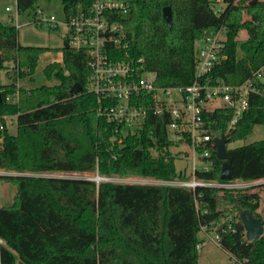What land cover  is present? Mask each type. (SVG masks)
Segmentation results:
<instances>
[{
	"label": "trees",
	"instance_id": "trees-1",
	"mask_svg": "<svg viewBox=\"0 0 264 264\" xmlns=\"http://www.w3.org/2000/svg\"><path fill=\"white\" fill-rule=\"evenodd\" d=\"M38 1L15 0L18 13ZM221 1L224 7L215 13L214 0H129L121 20L127 50L143 57L145 68L156 74V86L191 84L195 41L220 29L226 36V58L213 65L212 79L238 84L264 63V0L244 5ZM90 2L61 0L66 15L79 7L85 10ZM164 6L171 9L170 26L163 18ZM240 29L246 30L243 41L236 36ZM17 33L16 25L0 23V70L13 63V81L0 85V116L16 115L17 128L15 134L0 129V169L18 172L0 175L16 189L13 202L0 207V264H198L202 225L219 233L218 245L236 264H264V233L247 241L239 218L246 209L264 226V207L258 209L260 195L252 190L257 185L243 190L197 186L191 191L169 184L32 174L58 170L106 178L183 176L169 149L166 115L149 111L139 133L125 134L119 142L113 138L115 126L97 109L105 102L85 89L88 57L66 40L56 48L61 62L42 69L53 84L15 89L18 78L34 80L39 56L47 50L20 44ZM74 83L81 90L71 95ZM15 91L17 102L11 98ZM248 105L230 129L233 109L204 111L207 128L214 136L226 133L229 142L246 138L256 124L264 123V97L251 92ZM210 158L212 169L197 171V176L221 182L264 178V140L227 148L231 179L219 175L223 160L214 153ZM226 213L232 218L226 219Z\"/></svg>",
	"mask_w": 264,
	"mask_h": 264
},
{
	"label": "built area",
	"instance_id": "built-area-1",
	"mask_svg": "<svg viewBox=\"0 0 264 264\" xmlns=\"http://www.w3.org/2000/svg\"><path fill=\"white\" fill-rule=\"evenodd\" d=\"M89 4L85 10L79 7L76 13L65 14L62 22L54 15H46L41 7H36L32 21L50 28L62 24L65 31L63 39L68 46L85 51L89 69L85 89L94 92L105 102L97 109L107 122L115 126L113 138L119 142L125 134L139 133L149 111L157 116L166 115L167 137L172 142L170 147L178 143L185 145L189 166L185 167L187 172L183 176L163 181L191 191L197 186L240 190L249 188L251 184L244 180L221 182L196 175L197 171H209L213 166L210 156L215 148L212 141L214 135L207 128L203 112L231 108L234 113L228 128L233 127L247 110L251 92L264 97V63L238 84L228 85L222 80L212 79L211 68L226 58L223 52L225 40L218 35V31L195 41V78L191 84L156 86V74L145 68L143 57L131 56L127 50L128 41L121 20L129 11V0H91ZM6 10H11V7H6ZM221 10L220 6L213 4L215 13ZM149 96L151 99L147 103ZM8 115L0 116V129L6 127ZM195 207L202 211L198 202H195ZM231 218V214L226 213V219ZM201 231L204 237L219 244L220 236L216 230L212 235L202 225ZM202 242L199 240L197 246L201 247Z\"/></svg>",
	"mask_w": 264,
	"mask_h": 264
},
{
	"label": "rangeland",
	"instance_id": "rangeland-1",
	"mask_svg": "<svg viewBox=\"0 0 264 264\" xmlns=\"http://www.w3.org/2000/svg\"><path fill=\"white\" fill-rule=\"evenodd\" d=\"M242 3L250 2L254 0H239ZM216 6H220L221 8L224 7L223 1L221 2H214ZM6 7H11V10H6ZM36 7H41L46 15H54L55 18L62 22L65 18V12L63 9V5L61 3V0H40L35 5L34 8H30L22 13H18L17 6L15 0H0V23H11L17 26L18 33H17V41L20 42L22 45L27 46H41L46 47L47 50L43 52L39 56V61L37 63V66L35 68L34 73L32 74L34 80H30V76H27L25 78H18L15 82V89H18L21 87H33L37 86L39 84L45 83V84H53L55 80H47L46 77L42 73L43 67L54 60L61 62V53L56 48H60L63 45V36H64V27L62 24H60L57 28H50L45 25H39L37 23H34L32 21L33 13ZM246 17L245 12L242 15V18L244 19ZM219 36L226 40L225 32L223 29L218 30ZM218 31H216L213 34H216ZM237 39L239 41H243L246 37V30L240 29L237 33ZM239 55L241 54L238 51ZM13 71V63L7 62L6 68H2L0 70V85L5 83H10L13 81V78L11 76V73ZM13 101H18V93L17 91L12 94ZM6 121V128L9 133L15 134L16 133V115L9 114ZM254 140H264V123L263 124H256L252 132L247 135L244 139H236L233 141H230L227 143L226 147H237L242 146L245 144H248L249 142H252ZM1 141V137H0ZM187 147L182 144H177L175 146L170 147V150L173 154H176V170L178 171L180 169L181 172L186 173V168L189 166V159H187L188 153L184 150H186ZM154 153V152H153ZM155 154V153H154ZM188 169V168H187ZM23 173L29 174L30 172L25 171ZM16 175L18 172L8 169H0V175ZM34 175H46V176H64V177H78V178H85V179H95L97 182L104 181L106 177L99 176L96 172H80V171H74V172H65V171H54V172H39V173H32ZM97 177H103V178H97ZM112 180L114 182L119 183H150V184H167V182L163 181L162 179H152L150 177H140V176H134L129 175L126 177H118V176H111L108 178L107 181ZM106 181V180H105ZM257 192L260 195V205L259 208L264 207V183L257 184ZM15 185L9 181H3L0 180V205L5 206L9 205L14 200V194H15ZM214 228L211 229L212 235H214ZM198 237L203 238L204 232L200 231L198 232ZM202 246L198 248V264H236L234 262V259L230 257L226 253L224 249H222L219 245L213 242L212 239L204 237V240L201 244Z\"/></svg>",
	"mask_w": 264,
	"mask_h": 264
},
{
	"label": "water",
	"instance_id": "water-1",
	"mask_svg": "<svg viewBox=\"0 0 264 264\" xmlns=\"http://www.w3.org/2000/svg\"><path fill=\"white\" fill-rule=\"evenodd\" d=\"M255 1V0H254ZM163 18L167 21L169 26L171 25V9L169 6H164L162 9ZM264 32V26H263ZM81 90V86L78 83H74L69 89L70 94H77ZM214 151L216 158L223 160L222 166L220 169V177L222 179H231L232 175L230 173V165L227 161V143L228 137L226 133H221L218 136H214ZM103 178V177H97ZM106 181L108 178H104ZM239 218L241 220L242 226L244 227L245 238L247 241L256 239L264 233V226L261 224V221L258 217H255L250 211L243 209L240 211Z\"/></svg>",
	"mask_w": 264,
	"mask_h": 264
},
{
	"label": "crops",
	"instance_id": "crops-1",
	"mask_svg": "<svg viewBox=\"0 0 264 264\" xmlns=\"http://www.w3.org/2000/svg\"><path fill=\"white\" fill-rule=\"evenodd\" d=\"M240 4H242V5H244V4H247V3H250V2H245L244 1V3H242L241 1H239V0H237ZM180 170V169H179ZM178 170V171H179ZM150 178H152V177H150ZM152 179H155V178H152ZM238 180H241V179H238ZM245 182H249L251 185H257V184H261V183H264V178H260V179H256V180H248V181H245ZM253 191H256L257 190V187H255V188H253L252 189ZM0 207H1V205H0ZM199 238V237H198ZM204 238V237H203ZM203 238H199V240H201V241H203ZM2 242H0V244H1Z\"/></svg>",
	"mask_w": 264,
	"mask_h": 264
}]
</instances>
